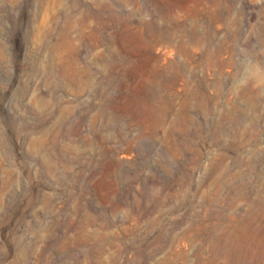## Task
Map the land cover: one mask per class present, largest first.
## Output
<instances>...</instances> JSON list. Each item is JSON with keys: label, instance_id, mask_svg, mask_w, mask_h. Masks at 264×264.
<instances>
[{"label": "rangeland", "instance_id": "1", "mask_svg": "<svg viewBox=\"0 0 264 264\" xmlns=\"http://www.w3.org/2000/svg\"><path fill=\"white\" fill-rule=\"evenodd\" d=\"M0 264H264V0H0Z\"/></svg>", "mask_w": 264, "mask_h": 264}]
</instances>
